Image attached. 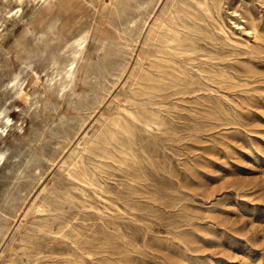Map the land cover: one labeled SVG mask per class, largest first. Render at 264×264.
<instances>
[{
    "label": "rangeland",
    "instance_id": "rangeland-1",
    "mask_svg": "<svg viewBox=\"0 0 264 264\" xmlns=\"http://www.w3.org/2000/svg\"><path fill=\"white\" fill-rule=\"evenodd\" d=\"M16 1L0 0V264H35L26 256L28 236L42 217L31 206L69 185L75 152L130 95L152 50L150 32L173 0H25L23 6ZM215 5L214 33L218 23L242 40V46H221L220 40L217 45L240 69L234 86H202L167 102L191 110L195 96L212 95L226 106L229 119L169 142L167 154L183 188L162 172L151 173L158 189L172 191L174 200L145 202L144 210L129 217L135 264H264V0ZM84 33L73 90L60 91L49 67Z\"/></svg>",
    "mask_w": 264,
    "mask_h": 264
},
{
    "label": "bare ground",
    "instance_id": "bare-ground-1",
    "mask_svg": "<svg viewBox=\"0 0 264 264\" xmlns=\"http://www.w3.org/2000/svg\"><path fill=\"white\" fill-rule=\"evenodd\" d=\"M24 1L16 2L20 6ZM171 3L165 17L150 32L148 41L152 50L147 62L135 76L130 95L124 103L120 102L121 106L115 115L104 119L98 134L75 152L68 165L69 185L61 187L55 194L51 193L54 195L53 199L34 202L31 206L32 213L39 214L42 218L37 220L40 222L34 228L31 227L28 236L29 253L26 256L29 262L135 264L133 244L127 234L129 225L126 222L129 223V217L144 210L142 204L145 202L157 204L160 201L174 200L172 191L158 189L151 173L162 172L183 188L179 170L167 154L169 142L175 144L186 138L190 139L211 126L215 120L228 118L226 106L222 102L216 104L212 95L195 96L198 101L191 110L181 109L176 103L167 102L170 97L196 93L202 86L210 89L209 86L215 85L234 86L235 74L240 69L235 67L236 60L234 65L230 55L221 53L223 51L218 49V40L221 41V46H242V40H237L236 34L228 31L224 25L217 23V31L214 33L212 24L216 22L217 13L215 0H173ZM236 25L241 26L239 23ZM255 32L254 34L257 33ZM85 33L73 38L69 48L67 47L68 53L53 59L52 66L50 65L52 68L49 67L52 70V80H60V91L65 87L71 88L75 63L80 59L78 56L82 53L87 38ZM202 42L206 46L210 45L211 49L208 50ZM243 46L249 49L253 45ZM224 98L227 102L228 98ZM186 111L187 114H184ZM179 163L180 166L187 167V163L180 160ZM116 172L121 174L120 179ZM111 180L114 184L109 182ZM27 214L29 211L24 217ZM1 233L3 237V232Z\"/></svg>",
    "mask_w": 264,
    "mask_h": 264
}]
</instances>
